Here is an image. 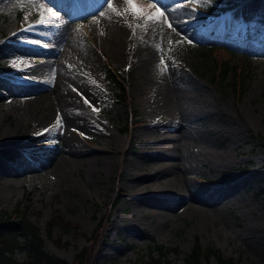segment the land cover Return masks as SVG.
Returning a JSON list of instances; mask_svg holds the SVG:
<instances>
[{
  "label": "rangeland",
  "instance_id": "obj_1",
  "mask_svg": "<svg viewBox=\"0 0 264 264\" xmlns=\"http://www.w3.org/2000/svg\"><path fill=\"white\" fill-rule=\"evenodd\" d=\"M50 1L0 0V215L28 206L45 249L67 262L93 235L95 264L156 258L151 239L168 249L162 264H184L195 238L264 264V40L253 33L264 0H156L167 21L153 0H137L135 16L115 0ZM232 1L244 13L227 14ZM222 15L251 40L209 26ZM116 29L119 46H102ZM44 112L51 121L38 123ZM62 155L72 160L59 171ZM54 212L71 227L47 238Z\"/></svg>",
  "mask_w": 264,
  "mask_h": 264
},
{
  "label": "trees",
  "instance_id": "obj_2",
  "mask_svg": "<svg viewBox=\"0 0 264 264\" xmlns=\"http://www.w3.org/2000/svg\"><path fill=\"white\" fill-rule=\"evenodd\" d=\"M228 72H230L229 67H224L222 75H227ZM108 78L118 85L119 92L115 96L116 102L125 103V89L121 84L115 81L111 73H108ZM236 90L240 95L242 91L240 90V86L238 88L236 86ZM128 124L130 123L128 122L125 124L123 131L128 129ZM258 140L260 146L264 149L263 139L258 137ZM7 153V150H2V155H6ZM242 170L245 171L246 168ZM119 199V197L116 198L112 204H117ZM107 222L108 215L100 218L96 230H100L102 233L106 228ZM55 227L65 231L68 230L71 225L65 222L57 212H54L48 222L47 238L51 237V232ZM149 238L152 237L149 236ZM87 241L89 242V246L79 250L72 262H67L50 254L45 249V241L41 236V232L37 226L29 220L28 206L17 205L12 214L3 213L0 215V264H95L94 260L101 249L99 247V242H101V240H98L97 236L94 238L93 235H91ZM151 242L153 245L150 252H155L157 257L145 260L141 264H162L161 260L167 255L168 249L164 245L155 243L154 239H151ZM23 249L26 253V257L22 260L16 259V252H21ZM210 258H213L216 264H238V261L223 257L219 250L215 248H203L197 238H195L189 252L185 254L183 263L203 264L202 260L208 261Z\"/></svg>",
  "mask_w": 264,
  "mask_h": 264
},
{
  "label": "bare ground",
  "instance_id": "obj_3",
  "mask_svg": "<svg viewBox=\"0 0 264 264\" xmlns=\"http://www.w3.org/2000/svg\"><path fill=\"white\" fill-rule=\"evenodd\" d=\"M45 1L48 3V5H49L50 7L57 8L56 5H55L52 1H50V0H45ZM115 2H116V4H117V6L119 7L120 11H121L123 14H125V15L127 16V15L129 14L130 11H128V6L124 3V0H115ZM50 7H49V8H50ZM227 7H228V9H227L226 13H227V14L229 13V14L235 15V14H236L237 12H239V11H240L241 13H244L243 10H244L245 4H244V3H241L240 5L236 6V5L234 4V2L232 1L231 5H227ZM47 11H48V10H47ZM213 11L215 12V10H213ZM48 12H49V11H48ZM222 17H223V15H222L221 17H219V18L214 19L213 21H212L211 19H208V22H209V24H210L209 26L212 27V26H214V25H218V27H219V29H220V32H221V31H224L225 29H227V30H231V33H232V37H233V38H237V37L241 36L243 40H251L252 35H251L250 31H249L246 27H244L241 31L236 32V31H238L239 29H237V28L235 29V28L230 27V25H231L230 23H225V22H223V24H222V23L220 22V19H221ZM175 24H176V22H175ZM114 32H115L116 35H114V36H112V37H109V38H104V39L101 40V44H102V46L107 47V49H108V48H115V47H118V46H119V43L122 41V40H121V38H122L121 34L123 33V29H116V30H114ZM253 33H254V34H257V37H258L257 41H258V42L264 40V19H262V21H261V26H259V27H255V28L253 29ZM253 51H254V50H253ZM78 94H79V93H78ZM79 96H80L82 99L85 100L84 97H86V95L80 93ZM176 98H177V97H169V98H167V100H166V103H167V109H168V108H171L173 105L176 104V102H177ZM177 99H178V98H177ZM57 100H58L59 102H61V103L64 102L63 99H62L60 96H57ZM42 105H43V104H42ZM42 105H41V106H42ZM34 116H36V115H34ZM49 116H50V115H49V112H44V113L40 116V119L37 120L38 123H40V122L42 123V122H46V121H48ZM53 118H54V116L52 117V119H53ZM50 121H51V120H49L48 122H50ZM65 152H66V151H65ZM0 153L2 154V150L0 151ZM123 153H125V152H123ZM65 154H66V155H72V156H75V157H77V158H79V156H81L80 153H74V150H72V149L68 150V152H66ZM2 156H3V155H2ZM70 160H72V159H70V156H69V157H65L64 155H62V156H60V159L58 160V163H57V165H56L55 167H56L59 171H61L64 165H66V164L68 165V163H69V164L71 163ZM76 160H78V159H74V160H73L74 163H76V162H77V163L81 162V161H76ZM68 161H70V162H68ZM242 171H243V170L241 169V172H242ZM144 177H145L144 175H135V178H138L139 180H142ZM117 190L120 191V188L117 187ZM119 193H120V195H122V196L126 195L125 192H122V191H120ZM132 195H133L134 197H136V198H139V196H140V194H139L137 191L132 192ZM129 196H130V194H129Z\"/></svg>",
  "mask_w": 264,
  "mask_h": 264
},
{
  "label": "snow or ice",
  "instance_id": "obj_4",
  "mask_svg": "<svg viewBox=\"0 0 264 264\" xmlns=\"http://www.w3.org/2000/svg\"><path fill=\"white\" fill-rule=\"evenodd\" d=\"M136 2H137V0H124V3L129 6L128 7V11H130L134 16L137 15L138 13H141L142 12L141 9H137V8L134 7V5L136 4ZM193 2H195V0H193ZM106 3L108 5V7L111 9L112 8L113 0H106ZM152 6L155 7V9H156V11L154 13V16H164L165 17V20L167 21V16H166L165 10H163L162 6H159L158 5V3L156 2V0H153V5ZM112 10L113 11H116L115 9H112ZM48 11L49 12H53V9L52 8H49ZM119 14L120 13L117 12V15H119ZM53 15H59V13L58 12H55V13H53ZM101 15H103V13H101ZM152 18H154V17H149V19H152ZM168 26L170 28H172L171 23H169ZM173 31H175L174 28H173ZM177 43H179V41H177ZM188 43H192V41L189 40ZM160 62H161V64H164L165 63V61L163 60V58L161 59ZM84 103L85 104H88L90 107H93V111H98V109L95 108L94 106H92L87 99L84 100ZM59 119L60 118H59V115H58L57 116V122H59ZM47 132H48V129H44L43 130V133H39L38 135H41V134H44V133H47Z\"/></svg>",
  "mask_w": 264,
  "mask_h": 264
}]
</instances>
